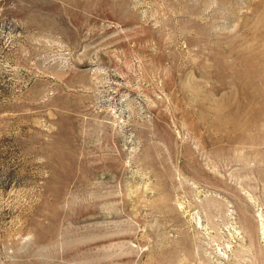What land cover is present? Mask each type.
<instances>
[{"label": "rangeland", "instance_id": "rangeland-1", "mask_svg": "<svg viewBox=\"0 0 264 264\" xmlns=\"http://www.w3.org/2000/svg\"><path fill=\"white\" fill-rule=\"evenodd\" d=\"M0 264H264V0H0Z\"/></svg>", "mask_w": 264, "mask_h": 264}]
</instances>
